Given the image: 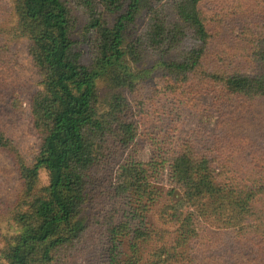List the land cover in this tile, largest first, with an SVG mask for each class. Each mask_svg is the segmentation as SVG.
<instances>
[{
    "label": "trees",
    "instance_id": "trees-1",
    "mask_svg": "<svg viewBox=\"0 0 264 264\" xmlns=\"http://www.w3.org/2000/svg\"><path fill=\"white\" fill-rule=\"evenodd\" d=\"M207 1L214 0H175L171 22L162 0H8L14 22L0 26V69L24 41L40 88L28 107L37 138L31 160L0 128V152L21 184L7 212L0 264H67L91 243L92 227L103 231L105 264H264V132L227 134L223 125L224 118L260 117L254 108L264 103V0L213 10ZM77 11L85 19L88 64L74 37ZM211 46L223 51L226 66L209 55ZM148 60L158 75L151 95L141 84L151 72L142 67ZM162 99L176 121L191 109L217 115L215 141L199 149L182 138L165 150L148 132L156 137L154 156L130 157L113 170L116 195L126 197L128 209L84 214L104 169L134 147L145 101L156 114ZM18 104L17 90L0 81V111ZM163 179L167 199L156 216L164 227L133 225L159 201ZM181 245L191 250L190 260L178 253Z\"/></svg>",
    "mask_w": 264,
    "mask_h": 264
},
{
    "label": "rangeland",
    "instance_id": "rangeland-1",
    "mask_svg": "<svg viewBox=\"0 0 264 264\" xmlns=\"http://www.w3.org/2000/svg\"><path fill=\"white\" fill-rule=\"evenodd\" d=\"M175 0H162V5L168 12V21L174 22L171 5ZM234 0H214L207 1L203 5L206 8L213 10L217 6H224ZM12 5L8 3V0L0 1V26L10 27L14 22V16L12 13ZM76 15L79 18V32L74 35L77 40L78 46L81 49V62L88 64L90 59L86 54V45L81 37L82 26L84 25V16L82 12L77 11ZM137 28L141 31L144 29V19L140 18L137 22ZM80 40V42H78ZM13 53L8 54L4 61L1 63L0 69V81L3 82L7 88L11 91L16 89L19 94V104L11 105V111H0V128L6 130L12 138L18 143L23 155L27 160H31L37 144L36 135L31 131L29 126L28 107L31 96L40 88L39 77L30 67L25 56V42L22 41L18 46L12 48ZM215 61L223 63L225 65L224 53L218 47L211 46L210 54ZM152 61H146L142 67H148L151 72L148 77L144 79L141 84L144 85L142 92L146 95H151V88L154 86L157 73L150 68ZM205 63H209V59L205 60ZM226 66V65H225ZM141 66H136L138 69ZM159 113L156 115L153 113V109L145 101V112L142 116H138L137 119L145 124L141 129L140 135L136 138L134 147L131 149L123 150L116 155L113 162L108 164V168L104 169L100 176V184L96 183L95 197L92 196V202L89 203L84 210V214L90 213L92 209H105L108 210L114 207L118 210V215H122L127 210L126 197L117 196L115 192L116 180L114 179L113 170L117 168L119 164H124L130 157H134L136 160L144 162L148 161L154 153H156V146L154 144L152 134L148 132H154L160 144L163 145L165 150L173 149L176 147L179 140L186 138L191 141L197 148L201 149L203 145H207L210 142H214L215 139L211 138L213 134L216 135L215 127L217 115H211L209 110L202 108L186 110L180 113V120L176 121L177 116H174V112L171 108L170 102L166 99H162L157 106ZM260 112L258 119H251L246 117L243 121L231 123L228 118H224V133L227 134H254L258 129L264 132V103H259L254 108ZM172 110V111H169ZM158 118L160 123L155 122ZM177 122V123H175ZM4 126V127H3ZM158 126V127H157ZM142 128V127H141ZM156 139V137H153ZM162 140V141H161ZM226 142V141H225ZM224 142V143H225ZM42 178L45 179L44 175ZM21 184L18 180L17 173L4 152H0V241L3 243L2 237L9 232L8 225L10 221L6 218L7 212L11 210L15 200L18 197ZM169 185L166 179L161 180L157 189L160 191L161 197L159 201L151 206L149 212L144 214V219L141 222L131 221L133 225L137 223L139 226H143L146 229H156L164 227L161 222L157 220L156 211L164 202H166V192ZM127 215V214H126ZM173 232L172 237L169 239L171 243L174 240L175 227H168ZM92 232L93 240L91 243L84 245L80 251L74 256L69 258L67 264H105V237L103 231L98 230L95 227L89 229ZM122 246V251L127 252L126 242ZM1 245V244H0ZM147 248L143 252V256L146 258L151 251V247ZM144 248V249H145ZM178 253L183 257L193 256L191 250H187L186 245H181L178 248ZM179 264H190L189 262L180 261Z\"/></svg>",
    "mask_w": 264,
    "mask_h": 264
}]
</instances>
